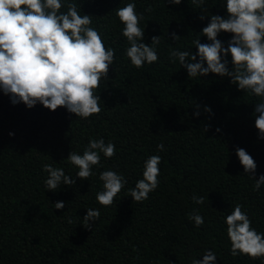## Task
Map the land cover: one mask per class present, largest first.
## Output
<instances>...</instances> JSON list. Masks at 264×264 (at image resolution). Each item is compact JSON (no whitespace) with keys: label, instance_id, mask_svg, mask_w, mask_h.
Wrapping results in <instances>:
<instances>
[{"label":"trees","instance_id":"16d2710c","mask_svg":"<svg viewBox=\"0 0 264 264\" xmlns=\"http://www.w3.org/2000/svg\"><path fill=\"white\" fill-rule=\"evenodd\" d=\"M75 2L82 14L93 16L91 26L105 46L116 49L108 79L96 91L102 111L82 119L62 107L28 109L12 105L0 91V264H192L205 250L217 254L215 264H264V258L230 255L224 222L240 203L252 227L264 233V186L253 190L255 181L236 155L237 148L246 150L257 165L254 179L264 175V139H258L253 116L264 98L238 90L229 77L189 78L178 60H169L171 49L196 54L197 38L210 43L200 33L211 15H227L226 0H205L201 7L192 0L180 5L135 0L137 13L145 16L143 42L150 46L152 37H162L158 62L140 69L124 54L129 45L114 11L130 0ZM149 6L153 10L145 11ZM172 33L181 39L174 42ZM217 38L227 47L232 34ZM227 60L231 70L230 55ZM100 138L115 144L116 156L101 153V166L93 167L88 180L47 191L43 164L75 178L78 168L66 161L69 153L82 154L90 139ZM161 143L165 150L158 152ZM151 155L162 157L159 187L148 200L133 203L125 193L143 178ZM106 170L128 181L111 206L96 201L103 190L99 175ZM193 195L205 197V203L195 204ZM60 201L65 207L56 210ZM87 208L100 210L99 220L89 222L91 230L82 224ZM193 209L204 217L199 228L188 219Z\"/></svg>","mask_w":264,"mask_h":264},{"label":"clouds","instance_id":"9594fccd","mask_svg":"<svg viewBox=\"0 0 264 264\" xmlns=\"http://www.w3.org/2000/svg\"><path fill=\"white\" fill-rule=\"evenodd\" d=\"M166 2L180 5L182 0ZM192 3L201 7L205 0H192ZM62 8H66V12H62ZM152 10L151 6L145 9L147 12ZM225 10V17L211 15L208 25L200 33L210 43H201L197 38L193 41L196 54L171 49L169 60L171 63L178 60L189 78L206 77L210 73L229 77L238 90L264 98V0H226ZM114 11L124 25L121 35L129 45L124 54L131 65L140 69L145 63L158 62L157 46L162 37H152L150 46L143 42L145 29L140 26V21L145 16L137 13L135 0ZM206 16L204 13L200 19L204 20ZM92 23L93 16L82 14L75 0H0V91L9 96L12 105L23 103L32 109L41 104L53 112L62 107L82 119L99 115L102 101L96 91L101 81L108 79L109 69L117 57L116 49L105 46L103 36L91 26ZM221 33L232 34L227 47L217 38ZM171 35L174 42L181 39L175 33ZM229 55L231 70L227 60ZM205 111L211 113V108L206 107ZM194 115L198 117L199 112ZM253 116L258 139H264V99L255 104ZM216 131L220 132V129ZM164 150L163 143L157 145L158 152ZM116 152L115 144L105 143L103 138L90 139L82 154L71 151L66 161L78 168L75 178L66 175L63 168L43 164L42 171L48 174L44 180L47 191L56 192L61 184L75 185L77 178L88 180L93 175V167L101 166V153L110 159ZM236 155L244 172L255 181L253 190L258 192L264 186V175L254 179L252 174L257 165L246 150L237 148ZM161 162L160 155H151L144 161L143 178L125 193L133 203L148 200L149 194L159 187ZM99 180L103 182V190L96 194V201L102 206L113 205L128 183L114 170L101 172ZM205 200L203 196L192 197L198 205H203ZM53 206L62 210L65 203L60 201ZM243 209V204L236 203L224 219L231 244L230 255H246L253 260L264 258V233H258L252 227V221ZM99 218L98 208H87L82 224L91 230L89 222ZM188 219L197 228L204 224L198 209H193ZM216 259L214 251L205 250L203 259H193L192 264H215Z\"/></svg>","mask_w":264,"mask_h":264}]
</instances>
